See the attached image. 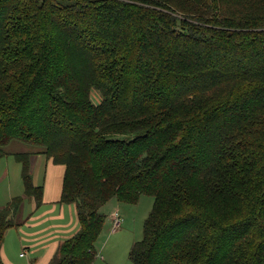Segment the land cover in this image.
<instances>
[{
    "label": "trees",
    "instance_id": "obj_1",
    "mask_svg": "<svg viewBox=\"0 0 264 264\" xmlns=\"http://www.w3.org/2000/svg\"><path fill=\"white\" fill-rule=\"evenodd\" d=\"M13 140L65 168L79 229L49 264H93L101 208L142 195L133 264H264V0H0V159Z\"/></svg>",
    "mask_w": 264,
    "mask_h": 264
},
{
    "label": "crops",
    "instance_id": "obj_2",
    "mask_svg": "<svg viewBox=\"0 0 264 264\" xmlns=\"http://www.w3.org/2000/svg\"><path fill=\"white\" fill-rule=\"evenodd\" d=\"M64 171V166L53 164L42 154L31 157L29 172L32 184L42 188V196L40 202H36L33 197L20 196L23 197V203L19 218L15 221L17 226L5 232L0 247V258L4 264H49L59 244L77 233L79 226L74 205L59 203ZM6 176L7 169H1L0 164V184ZM7 190L8 193L0 200V211L13 199L9 187ZM101 209L105 210L104 213L100 210L105 215L109 204ZM117 235H112L107 243L105 241L102 248L100 245V249L96 247V258L104 262L106 258L102 254L107 251L109 244L118 247V242L114 240Z\"/></svg>",
    "mask_w": 264,
    "mask_h": 264
},
{
    "label": "rangeland",
    "instance_id": "obj_3",
    "mask_svg": "<svg viewBox=\"0 0 264 264\" xmlns=\"http://www.w3.org/2000/svg\"><path fill=\"white\" fill-rule=\"evenodd\" d=\"M91 100L95 105L100 102V96L96 91H91ZM3 150L6 155L0 160V164L1 169H7V176L0 184V200H3V195L8 193V187L9 190H11L10 196L12 198H18L23 194V183L20 172L21 164L14 159L13 155L25 153L36 155L40 153L38 150H33L30 146L16 140L11 141ZM108 204L109 209L105 213L106 227L99 237L96 247L99 249L100 247L102 248L105 241L107 243L110 237L117 233L118 235L114 240L118 242V247H115L114 244H109L107 251L102 254L106 258L105 261L102 262L98 259L99 257H97L93 264H133L129 260V252L132 245L142 238L143 223L152 208L153 199L150 196L142 195L137 203L133 205L118 203L115 200ZM21 206L14 217L15 221L19 218L18 214L21 210ZM101 212L104 213L105 210L101 209ZM115 213L121 218V223L116 230L111 231V220Z\"/></svg>",
    "mask_w": 264,
    "mask_h": 264
},
{
    "label": "built area",
    "instance_id": "obj_4",
    "mask_svg": "<svg viewBox=\"0 0 264 264\" xmlns=\"http://www.w3.org/2000/svg\"><path fill=\"white\" fill-rule=\"evenodd\" d=\"M112 222V228L111 231L116 230L121 223V218L118 216L117 213L113 214V219L111 220Z\"/></svg>",
    "mask_w": 264,
    "mask_h": 264
}]
</instances>
